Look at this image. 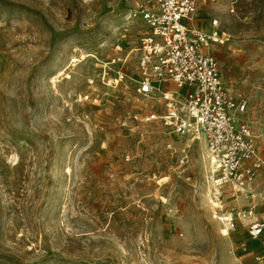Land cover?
Instances as JSON below:
<instances>
[{"label":"rangeland","instance_id":"374dc122","mask_svg":"<svg viewBox=\"0 0 264 264\" xmlns=\"http://www.w3.org/2000/svg\"><path fill=\"white\" fill-rule=\"evenodd\" d=\"M141 1L0 0V264H264V237L213 217L205 139L148 119ZM195 19L229 36L211 53L264 158V0H198Z\"/></svg>","mask_w":264,"mask_h":264},{"label":"built area","instance_id":"2783aa9c","mask_svg":"<svg viewBox=\"0 0 264 264\" xmlns=\"http://www.w3.org/2000/svg\"><path fill=\"white\" fill-rule=\"evenodd\" d=\"M197 6L198 0H142L137 4L131 17L147 27L141 39L137 91L146 98L159 94L163 102V115L152 114L149 120L161 118L179 135L195 132L203 136L211 168L210 203L217 220L226 232L243 226L249 238L257 241L264 236V218L257 216L264 212H260L254 187L264 174V158L241 117L247 102L228 92L211 53L213 45H224L229 36L218 20L211 22L210 32L200 29L195 19ZM185 162L183 158L181 164ZM228 200H240L245 206L234 216L226 209Z\"/></svg>","mask_w":264,"mask_h":264},{"label":"bare ground","instance_id":"6f19581e","mask_svg":"<svg viewBox=\"0 0 264 264\" xmlns=\"http://www.w3.org/2000/svg\"><path fill=\"white\" fill-rule=\"evenodd\" d=\"M156 85H158V84H156ZM189 135H191V139H190V142L189 143H193L194 141H199V140H202V142H203V144H204V138H203V136L201 135V134H199V133H195V132H192V133H190ZM203 139H202V138ZM206 156V155H205ZM204 158H206V157H204ZM207 196H208V202H209V191H207ZM205 201H206V198H205ZM211 204V203H210ZM209 204V205H210ZM210 207H211V210H212V213H213V217H214V219H217V215H216V213H215V211H214V208L212 207V205H210ZM244 222V221H243ZM245 223V222H244ZM255 241V240H254ZM258 241V240H257Z\"/></svg>","mask_w":264,"mask_h":264},{"label":"crops","instance_id":"0c3cea01","mask_svg":"<svg viewBox=\"0 0 264 264\" xmlns=\"http://www.w3.org/2000/svg\"><path fill=\"white\" fill-rule=\"evenodd\" d=\"M241 204H243V202L241 201ZM239 205V204H238ZM245 205V204H244ZM243 205V206H244ZM260 212H264V202H261L260 203ZM241 207V206H240ZM240 229H243L244 230V228H242V227H240ZM264 237V236H263ZM262 237V238H263ZM251 241H253L254 243H257L258 244V241H254V240H252V239H250ZM260 241V240H259ZM261 242H262V240H261ZM262 245H264V243H262ZM260 248H264V246H260ZM262 252H264V251H262Z\"/></svg>","mask_w":264,"mask_h":264}]
</instances>
